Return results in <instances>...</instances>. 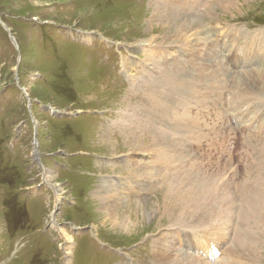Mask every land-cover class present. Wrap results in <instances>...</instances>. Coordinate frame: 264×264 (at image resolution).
Masks as SVG:
<instances>
[{"label": "rangeland", "instance_id": "obj_1", "mask_svg": "<svg viewBox=\"0 0 264 264\" xmlns=\"http://www.w3.org/2000/svg\"><path fill=\"white\" fill-rule=\"evenodd\" d=\"M199 1L187 12L166 0H0V264H158V247L218 264L237 234L247 248L230 260L264 264V130L250 127L264 119V0ZM192 20L196 38L181 29ZM151 50L184 54L193 88H159ZM245 73L263 86L236 94ZM152 91L164 111L155 135L132 122L150 113ZM131 137L145 149L130 151ZM217 176L224 192L197 205Z\"/></svg>", "mask_w": 264, "mask_h": 264}, {"label": "bare ground", "instance_id": "obj_2", "mask_svg": "<svg viewBox=\"0 0 264 264\" xmlns=\"http://www.w3.org/2000/svg\"><path fill=\"white\" fill-rule=\"evenodd\" d=\"M158 2H157V4L159 5V3H163V2H160L159 0H157ZM167 1V4L169 5H171V7L172 8H175L176 6L177 7H180L181 8V6L183 7L182 9H185V10H187V12L190 10H193V9H195L194 7H196L198 4H199V0H192L191 2H190V0H166ZM204 3V2H203ZM226 0H215L214 1V5L215 6H218V7H220L221 9H224V10H229L230 8H235L236 7V5L234 6L233 5V3H231V2H228V3H226ZM207 4V3H206ZM213 5V7H215ZM171 8V9H172ZM204 8V7H203ZM212 8V7H211ZM175 10H176V8H175ZM209 10V9H208ZM194 11V10H193ZM200 11V10H199ZM199 11H198V14H199ZM213 11V9L212 10H210V11H207L206 12V16H205V18L206 17H211V15H212V12ZM186 13V12H185ZM214 15V14H213ZM210 19H212V17L210 18ZM198 20H200V19H198ZM194 21V20H192V21H190L189 23H188V25H187V27H182L181 29L182 30H186V31H192L193 30V33H192V36H194L195 38L197 37L196 35H198V33H201V35L203 34V31L204 30H202V28H201V26H200V24H201V21ZM202 25V24H201ZM205 26V25H204ZM204 28V27H203ZM205 30H206V26H205ZM207 33V32H206ZM205 34V33H204ZM258 34V33H257ZM214 35V34H213ZM204 36V35H203ZM210 36H212V35H210ZM252 36H255V35H252ZM206 38H207V36H205ZM204 37V38H205ZM212 37H215L216 39L214 40V41H218V39L220 38H217L215 35L214 36H212ZM235 38H238V35H236L235 36ZM241 39V38H240ZM88 41H90L91 39L90 38H88L87 39ZM198 40H200L199 38H198ZM202 40H203V38H202ZM264 40V37H260L259 39H258V41H256V42H262ZM222 41H224V39L222 38ZM203 42V41H202ZM211 42V41H210ZM200 43V42H199ZM206 43V42H205ZM247 43V42H246ZM202 44V43H201ZM207 44V43H206ZM211 46V45H210ZM238 46H240V45H238ZM253 43L251 44V47L253 48ZM242 47V49H243V45L241 46ZM149 50V49H148ZM157 50V49H156ZM224 51H225V53H223V54H225V57L224 56H221L222 57V60H223V62H224V65H227L228 66V69H230V70H234L235 68H236V66H235V64H236V62H235V54L233 53L232 55H229V53L226 51V49H223ZM220 52V51H219ZM243 53H244V50L242 51ZM143 53H145V62H146V64L149 66V65H151L152 67H150V69L152 70V72L153 71H157V72H155V73H157L158 74V80H159V88H161L162 89V87L165 85H168L169 87L171 86V85H173L172 87H171V89H173V90H177V93H179L182 89H185V91H189V90H191L192 88H193V84L196 82H194V83H190V82H188L189 81V79H188V77H189V75H195L194 74V68H192V67H190V69L189 70H187L188 68H187V66H186V64L188 65L189 63L187 62V60L183 57V56H185L184 54L182 55V56H180V55H176V56H174V58H173V61H169V60H167V58H166V56H163V53L162 54H160V51L158 50V51H153V50H151V51H148V54H149V56H147V51H145V52H143ZM155 53H157L156 55H155ZM152 55V56H151ZM216 55V54H215ZM257 56H258V54H257ZM227 57H229V58H231V59H229L230 61H228V63H226L224 60H225V58H227ZM220 58V57H219ZM185 59V60H184ZM207 59H209V58H207ZM263 59H264V52H263ZM219 61H220V63H221V59H218ZM256 60H257V62H255L256 63V65H257V68H263V66L264 65H262V64H260L258 61H259V59L258 58H256ZM163 63V64H162ZM165 63V64H164ZM124 64L126 65V66H129V67H132V65H130L129 63V65L127 64V61L125 60V62H124ZM133 65H134V63H132ZM140 64V63H139ZM229 64H232V67L229 65ZM192 65V64H191ZM189 66V65H188ZM200 66V65H199ZM145 68H146V66H144ZM165 68V69H163V68ZM195 67V66H194ZM202 67V66H201ZM141 68V67H140ZM198 69H200V68H198ZM223 69H225L224 67H223ZM203 70H204V68H203ZM142 71L145 73V75L147 74V71H146V69H144L143 68V66H142ZM202 73V72H201ZM204 73V72H203ZM207 73V72H206ZM233 73V72H232ZM149 75V74H148ZM170 75V76H169ZM199 75H201V74H199ZM203 75V74H202ZM206 76H209V74L207 75V74H205ZM204 75V78H206V76ZM197 76V75H196ZM229 76V78L231 77V73L228 75ZM252 76V77H251ZM198 77V76H197ZM202 77V76H201ZM200 77V78H201ZM237 77V76H236ZM239 77V76H238ZM237 77V78H238ZM191 78V77H190ZM237 78H235V81L233 82V85H232V87L231 88H233V90L235 91V93L236 92H238V91H244V93H246V92H248L249 90L251 91L252 90V88H254V87H257V88H259V89H261V87L263 86V82L261 81L262 80V77L259 75V74H257V73H253V75H251V74H249V73H245V74H243L242 75V77H241V80H240V83H238V82H236V79ZM197 79V78H196ZM199 79V78H198ZM207 79H209L208 77H207ZM157 80V81H158ZM188 80V81H187ZM201 80H202V78H201ZM238 80V79H237ZM187 81V82H186ZM261 81V82H260ZM198 82V81H197ZM135 84V83H134ZM133 84V85H134ZM171 84V85H170ZM199 84V83H198ZM196 85H197V83H196ZM200 85V84H199ZM209 85V84H208ZM167 86V87H168ZM205 86V85H204ZM168 87V88H169ZM175 89H174V88ZM166 88V87H165ZM204 88V87H203ZM202 88V89H203ZM179 89H181L179 92H178V90ZM258 89V90H259ZM152 90V89H151ZM150 90V91H151ZM165 91V90H164ZM169 91H171V90H169ZM168 91V92H169ZM175 91H173V92H175ZM196 92H197V90H195ZM210 91H212V90H210ZM196 92H194L195 94H196ZM209 92V91H208ZM172 93V92H171ZM182 93H183V90H182ZM181 93V94H182ZM184 93H189V92H184ZM212 93V92H211ZM218 93V92H217ZM160 92H157L156 94L152 91V94H151V106H152V109H151V111H150V113L148 112L149 110H150V108H148L147 107V109H142V115L140 114V119H138V120H136V121H133L132 120V122L133 123H137L138 125H139V127H141V129L143 128V130L145 129V128H147V129H149L150 131H152V133H154V135H155V133H157V129L158 130H160V127L159 126H161V121H160V118L162 117V111H163V107H162V104H161V102H160ZM163 94V93H162ZM174 94V93H173ZM175 94H176V92H175ZM174 94V95H175ZM191 94V93H190ZM189 94V98H191L192 96H193V93H192V95H190ZM198 94V93H197ZM200 94V93H199ZM198 94V95H199ZM237 94V93H236ZM235 94V95H236ZM239 94V93H238ZM172 95V94H171ZM178 95V94H177ZM177 95H175V97L177 96ZM180 95V94H179ZM178 95V96H179ZM221 95V94H220ZM245 95V94H244ZM252 95V94H251ZM251 95H249L250 97H251ZM163 96V95H162ZM161 96V97H162ZM173 96V95H172ZM172 96H170V98L172 97ZM185 95H183V97H181V96H179L178 98H185L184 97ZM191 96V97H190ZM197 96V95H196ZM166 97V96H165ZM168 97V96H167ZM174 97V96H173ZM174 97V98H175ZM195 97V96H194ZM193 97V98H194ZM244 97V96H243ZM246 97V96H245ZM163 98V97H162ZM247 98V97H246ZM150 99V98H149ZM164 99V98H163ZM171 99H173V98H171ZM186 99H187V96H186ZM195 99V98H194ZM194 99H192V101L194 100ZM175 100V99H174ZM190 100V99H189ZM211 100V99H210ZM238 101L240 100V99H237ZM163 101V100H162ZM178 101H180V100H178ZM181 101H183V100H181ZM246 101V100H245ZM150 102V101H149ZM173 102V101H172ZM172 102H170V103H172ZM176 102V101H175ZM180 103V102H179ZM187 103V102H186ZM178 104V103H177ZM175 105V104H174ZM188 105V103L187 104H182V105H180L181 107L182 106H187ZM226 105V104H225ZM256 105H258V106H260L259 104H256ZM250 106H255L254 104L253 105H250ZM173 107V106H172ZM174 108H176L175 106H174ZM178 108H179V106H178ZM177 108V109H178ZM165 109V108H164ZM176 109V110H177ZM182 111H183V109L182 108H180ZM179 109V110H180ZM168 110V109H167ZM259 110L260 111H262V108H261V106L259 107ZM259 110H258V112H259ZM187 111V110H186ZM164 112V111H163ZM167 112V111H166ZM199 112V111H198ZM136 113V112H135ZM175 113V112H174ZM183 113V112H182ZM139 115V114H138ZM169 115V114H168ZM171 115H172V113H171ZM175 115V114H174ZM184 115V114H183ZM182 115V116H183ZM163 116H164V114H163ZM256 116V117H255ZM255 116H253L252 118H251V123H250V127H254V125L256 126V128H255V130L256 129H258V128H261V129H263L264 130V119H260V123H258L259 122V118H258V116L257 115H255ZM144 117V118H143ZM167 117H169V116H167ZM171 117V116H170ZM225 117L227 118L228 116H226V114H225ZM163 118V117H162ZM181 118V117H180ZM193 118V117H192ZM232 118V116L230 115L229 116V118H227V120L229 121L230 119ZM254 118H255V120H254ZM131 119V117H130V115L129 116H121V121H126V122H130L129 120ZM167 120V119H166ZM165 120V121H166ZM182 120H184V119H182ZM191 120V119H190ZM164 122V121H163ZM179 122V121H178ZM165 123V122H164ZM136 124V125H137ZM200 124V123H199ZM154 125H159V126H157L156 128H155V126ZM170 125V124H169ZM124 126V128H128V126H129V123H128V125L126 124V125H122V127ZM131 126V125H130ZM163 126V125H162ZM179 126H181L179 123H177L176 121H174V123L172 124V127H173V129L175 130L176 128H179ZM184 126V125H183ZM138 128V127H137ZM136 129V128H135ZM194 130V129H193ZM203 130V129H202ZM130 131V130H129ZM248 131V130H247ZM246 131V132H247ZM250 131V130H249ZM251 131L253 132L254 130L253 129H251ZM128 132V131H127ZM185 132V131H184ZM205 132V131H204ZM246 132H242V134H244V133H246ZM252 132H250V133H252ZM128 133H131V132H128ZM181 133H183V132H181ZM187 133H189V131L187 132ZM186 133V135H189V134H187ZM127 134V133H126ZM192 134H193V132H192ZM196 134V133H195ZM161 135V134H160ZM197 135V134H196ZM130 136H131V134H130ZM132 136H133V134H132ZM191 137H192V135H190ZM133 137H135V136H133ZM133 137H131V138H133ZM168 137V136H167ZM186 137V136H185ZM190 137V138H191ZM131 138H128V140H127V142L125 143V146H127L128 147V149L130 150V151H134V152H137V151H143L144 149H145V144H144V142H142V140H136V139H138V138H133V140L131 139ZM163 138H165V137H163ZM169 138V137H168ZM176 138V137H175ZM174 138V139H175ZM188 138V137H187ZM131 139V140H130ZM162 139V138H161ZM161 139L160 138H157V140L156 141H158V143L159 144H161L163 141H161ZM167 139V138H166ZM173 139V138H172ZM178 139V138H177ZM186 139V138H185ZM194 138H192V140H193ZM196 139V138H195ZM201 139V138H200ZM200 139H198V140H200ZM204 138H202L201 139V141L203 140ZM108 140V139H107ZM176 140V139H175ZM180 140V139H179ZM155 141V142H156ZM189 141H191V139L189 140ZM171 142L173 143V141L171 140ZM170 142V143H171ZM178 142V141H177ZM182 142V141H181ZM194 142V141H193ZM192 142V143H193ZM196 144V143H195ZM200 144H202V143H200ZM177 145H178V143H177ZM233 145V144H232ZM232 145H231V148H232ZM259 146V145H258ZM188 147V146H187ZM164 148V147H163ZM175 148V147H174ZM262 148V147H261ZM155 149H157V148H155ZM263 149H264V147H263ZM241 150V149H240ZM239 150V151H240ZM171 151V150H170ZM214 151V150H213ZM263 151V150H262ZM261 151V152H262ZM156 152V151H155ZM245 152V151H244ZM246 153V152H245ZM162 154H163V152H162ZM213 154V153H212ZM158 155V157H159V163L161 162V161H163V159H162V157H160L161 155L160 154H157ZM162 159V160H161ZM155 161V160H154ZM148 162V161H147ZM261 162V161H260ZM145 164V163H144ZM143 164V165H144ZM147 164V163H146ZM150 164V163H149ZM259 165H260V163H259ZM264 165V164H263ZM153 167H154V165H153ZM163 167H166V166H164L163 165ZM143 169V168H142ZM154 169V168H153ZM156 169H160V165H159V168H156ZM131 170V169H130ZM149 170V169H148ZM151 172V171H150ZM149 172V173H150ZM153 172V171H152ZM156 172V171H155ZM158 172V171H157ZM144 173V172H143ZM141 174V173H140ZM158 174V173H157ZM227 174V173H226ZM175 175V174H174ZM150 176H151V174H150ZM154 176V175H153ZM153 176H152V178H153ZM156 177V176H155ZM170 177V176H169ZM52 178V176H50V175H48L47 177H46V179H47V181L48 180H50ZM140 178V177H139ZM163 178V177H162ZM162 178H161V180H162ZM182 179V177L180 178H178V180H180V181H182L181 180ZM213 180V183L211 184V190H207L206 192H204V193H202L201 191H198L199 192V194H197V195H195V198H194V202L197 204V205H199V206H205V205H208L209 203H207L209 200L207 199V198H211V199H213V194L217 191V193H219V191H220V188H221V190H222V187H220V181H222L221 180V176H217V178L216 177H214V179H212ZM211 180V181H212ZM263 184V183H262ZM171 185H174V182H172L171 183ZM180 185H181V183H180ZM166 186V185H165ZM169 186V185H168ZM226 186V185H225ZM176 187L177 186H173V187H170L169 189L170 190H175L176 189ZM219 190V191H218ZM242 190H244V189H242ZM241 190V191H242ZM260 190V189H259ZM167 191H168V188H167ZM223 191V190H222ZM221 191V192H222ZM224 192V191H223ZM260 192V191H259ZM98 193L101 195V197H102V199L104 200L105 198V196L104 195H102L103 194V192H102V190H98ZM115 204H117V203H115L114 202V205ZM119 204V203H118ZM248 204H250V201H248ZM250 205H252V204H250ZM170 209H169V207H165V209H164V212H168ZM232 213V212H231ZM233 214V213H232ZM240 221H241V225L244 223L245 225L246 224H248V222H249V220L247 219V221H246V223H245V221L243 220V218L241 217L240 218ZM227 223V222H226ZM226 225V224H225ZM228 225V224H227ZM223 227H224V225H223ZM226 227V226H225ZM207 233H209V231H207ZM215 233V232H214ZM225 234H221L220 235V240H218V238L217 237H215V236H213V238H214V240H216V242H218V244L220 245L221 244V242H223V241H221V240H224V239H226V237L224 236ZM223 236V237H222ZM217 238V239H216ZM236 240H238V242H237V244L236 245H234V246H232V247H230V248H226L225 250V257L224 258H222L221 260H220V264H238V262L240 263V261L239 260H233V259H231L230 260V258L229 257H236L237 258V256H239V254H240V252H242L243 251V249H246L247 248V244L245 243V241H243V240H241V236L239 235L238 236V234H237V237H234ZM225 241V240H224ZM234 242V241H233ZM171 243V242H170ZM235 243V242H234ZM217 244V245H218ZM172 245V244H171ZM170 245V246H171ZM238 245V246H237ZM221 246V245H220ZM157 248V247H156ZM210 249H211V251H212V253H213V249L210 247ZM157 253H156V260H155V262H157L158 264H187V262H186V260L184 261L181 257L180 258H178V257H171L170 258V253L169 252H167L166 250H163L161 247H158L157 248ZM156 251V250H155ZM211 251H209V254H212L211 253ZM235 252V253H234ZM169 253V254H168ZM213 255V254H212ZM211 255V256H212ZM216 260V259H215ZM229 261H231V262H229ZM213 262V261H212ZM218 263V264H219ZM217 264V263H216Z\"/></svg>", "mask_w": 264, "mask_h": 264}]
</instances>
